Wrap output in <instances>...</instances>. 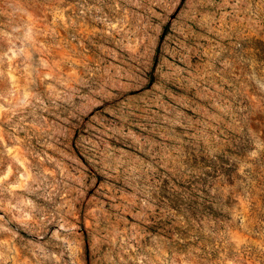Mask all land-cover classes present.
<instances>
[{"label":"rangeland","instance_id":"obj_1","mask_svg":"<svg viewBox=\"0 0 264 264\" xmlns=\"http://www.w3.org/2000/svg\"><path fill=\"white\" fill-rule=\"evenodd\" d=\"M0 264H264V0H0Z\"/></svg>","mask_w":264,"mask_h":264}]
</instances>
